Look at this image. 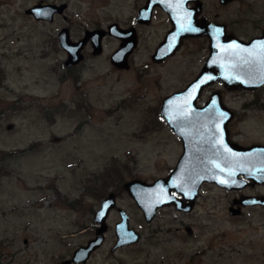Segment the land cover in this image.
Here are the masks:
<instances>
[{"label": "rangeland", "instance_id": "374dc122", "mask_svg": "<svg viewBox=\"0 0 264 264\" xmlns=\"http://www.w3.org/2000/svg\"><path fill=\"white\" fill-rule=\"evenodd\" d=\"M29 1L0 0V256H39V264L52 263L49 256H70L94 235V213L112 190L141 237L111 252L120 218L112 209L105 239L86 264H264V212L231 215V193L224 188L203 184L191 211L164 205L146 221L123 187L131 178L153 181L174 167L178 144L167 133L160 106L199 72L205 57L199 40H186L174 54L154 61L151 54L167 26L164 15V22L156 18L138 29L129 68L112 65L115 44L109 39L70 75L42 58L51 26L31 27L22 17L21 4ZM78 5L90 21L99 19L98 0ZM212 13L251 35L264 25V0H231ZM23 50L36 58L28 62ZM214 90L264 97V85L227 89L212 83L202 93ZM21 97L25 104L32 97L55 103L54 123L36 106L24 111ZM228 100L242 101L232 94ZM243 112L242 137L264 141V116ZM32 140L39 143L30 145Z\"/></svg>", "mask_w": 264, "mask_h": 264}, {"label": "water", "instance_id": "95a60500", "mask_svg": "<svg viewBox=\"0 0 264 264\" xmlns=\"http://www.w3.org/2000/svg\"><path fill=\"white\" fill-rule=\"evenodd\" d=\"M226 2L229 0H221ZM160 0H148L149 7ZM162 5L169 11L171 28L155 47L151 54L154 61H163L166 57L174 54L180 47L185 36L198 33L190 26L181 25L182 17L174 6L177 0H164ZM37 17H51L53 12L52 4H36L32 8ZM214 24V23H213ZM111 33H117L122 37V42L110 56L112 64L119 68H128V56L137 44L136 33L133 28L123 29L113 23L109 26ZM210 38L209 53L200 71L181 89L168 93L162 98L160 113L168 123L178 132L177 119L181 116H200L201 110L209 107H197L195 105L196 96L202 89L216 80H221L227 89L246 88L255 89L264 84V29L261 34L249 40L232 35V40L224 44L220 43V35L215 31L214 26L205 30ZM101 29L88 30L84 38L79 42H70L61 34V42L68 50L67 65L74 64L82 58L80 46L90 38L92 40L93 53L102 51ZM216 98L213 102H218L220 90L212 91ZM183 103L186 113H179ZM180 104V105H179ZM226 131V126L221 128V132ZM187 149V148H186ZM189 150V149H187ZM192 157L194 161H188L186 156H181L174 167L164 176H159L153 181L134 177L126 180L123 187L140 207L146 221H151L158 208L164 205H173L178 210L190 211L198 196L199 187L204 181H213L227 188H240L244 186L241 174L246 169L254 170L258 165L264 164V160L254 159V155L264 156V144H254L250 146L227 143L217 147H207L203 152L195 150ZM249 175L255 181H263L264 176L257 178L252 173ZM226 181L221 183L220 181ZM236 202L264 203V196L245 195L232 199L229 212L239 213V208L233 207ZM116 206V194L110 190L101 200V203L94 214L96 222L95 233L85 243L78 245L70 258H65L57 264H70L71 262H84L91 255V252L100 247L105 238L108 228L107 217L109 211ZM119 220L115 223L116 239L110 248L113 252L116 248L137 242L141 234L130 225L127 211L118 207ZM191 232L192 228L187 227Z\"/></svg>", "mask_w": 264, "mask_h": 264}, {"label": "flooded vegetation", "instance_id": "af4514ba", "mask_svg": "<svg viewBox=\"0 0 264 264\" xmlns=\"http://www.w3.org/2000/svg\"><path fill=\"white\" fill-rule=\"evenodd\" d=\"M74 1L75 0H30L28 3H22L20 8L22 17L29 20V22L32 24L31 27H33L35 24H45L51 26V28L43 38V44L47 50L43 51L42 58H51L47 62V66H49L51 69L56 70L57 68H61L70 75L83 67L85 61L90 56V53L92 55H96V53H93L92 40L88 38L80 46V53L82 54V58L74 64L67 65L66 61L68 59L69 53L61 42V34L71 43H79L84 38L88 30L101 29L104 32L102 36V50L105 41L113 39L115 44L112 50L113 52L120 46L122 42V37L119 34L111 33L109 31V26L113 23L117 24L118 27H121L123 29L133 28L135 30L137 38L136 46L138 45L141 37L139 35L138 29H142L143 27L151 25L154 19L158 18L164 22L165 15L167 26L164 29L163 37L172 26L169 11L161 3L163 2L164 4V0H160V2L155 3L151 7L148 6V0H98L99 19L95 21H90L88 17H86V15L83 13L84 11L81 8V5H78L80 0L76 2ZM230 1L231 0L222 2L221 0H218V4L214 0H177V5L174 6V9H176L182 17L181 25L193 27L198 32L196 34L185 36L182 40L181 46L186 40H199L197 46L201 48L205 53V57L200 66V69L204 65L210 50V38L205 31L208 29V27H215V31L220 35L219 40L221 44L226 43L228 39L232 40V35L243 40H249L256 35L261 34L264 29L263 25L261 26V28L259 27L260 29L255 34L248 35V33H241L239 32L240 30L238 31L233 28V21H231L230 23L227 19H220L216 16V14L212 13V9L214 7L216 9V6L218 5L226 6ZM38 3L53 5V12L51 14V17H37L33 13L32 8ZM218 29L219 31H217ZM27 36L29 35L27 34ZM32 37L33 36L31 35L30 40ZM24 48H26V46H24ZM25 52L26 50L22 51V56L24 58H28V62H30L31 59L36 58V56H33L31 51L29 56H26V54H24ZM130 54L128 56V61ZM112 65L117 69H124L119 68L114 64ZM213 83L224 85L223 81L221 80H216ZM231 94L233 97L242 99V101L238 102V104L230 102L228 100V95ZM231 94L220 92V94L217 95V97H220V100L218 102H213L212 100L213 98H216V95H214L212 92H200L196 96L197 98L195 101V105L197 107L203 108L209 107V109L201 110L200 116L198 117L194 115L179 117L177 119V122L179 124V129L182 132L176 131L166 120L165 127L167 128V133L173 139H175L178 144L176 162L181 156H186V159L188 161H194L196 158L192 156L194 155V153L196 154L195 150H200L201 152H203L207 147H217L218 145L221 146L227 143L242 146L264 144V141L259 139H244L242 137L243 131L239 127V125L243 123L242 121L246 120L247 118L246 113L243 112L245 109L254 111L255 113H257L256 116H264V97L257 93H252L251 96L250 94L246 93ZM18 100L20 102V107L24 111L29 110V107L36 106L38 107L37 111H40V114H42V116L52 120L51 124L54 123V113L56 111L55 103L53 104L51 101L41 103L40 100L35 97L30 98L29 104H25L26 99L24 97L18 98ZM181 104L182 107L178 111L180 114H184L188 110L183 109L184 105L183 103ZM222 113L226 114V116L222 115ZM224 126H226V131L222 133L221 128ZM36 141L39 140H32L29 142V144L33 145V143H39ZM186 148L189 150H187ZM253 157L256 160H264V156L254 155ZM249 173H252L257 178L263 177L264 164L258 165L256 168H254V170L251 171L250 169H246L245 173L243 172L241 174V177L244 181V186L240 188H227L213 181H204L201 183V185L212 183L218 185L221 188H224L227 192H230L231 195H229L227 200L229 203V211L230 202L232 199L240 198L241 196L245 195L264 196V180L255 181V179L252 178ZM118 207L120 206L116 205L112 209H116L118 211ZM233 207L239 208V213L231 214L229 212L233 216H247V212L249 210H253L256 208L264 212V203L261 202L247 204L236 202ZM96 225L97 224L95 223L94 233ZM189 233H192V231ZM24 242H27V238H24ZM71 254L72 252L70 253V256H60L57 259H55L57 256H49L50 258L54 259L50 264H57L59 261L65 258H70ZM90 257L91 256H89L84 262H71L70 264H86ZM39 260V256H22V258L21 256H0V264H39Z\"/></svg>", "mask_w": 264, "mask_h": 264}, {"label": "snow or ice", "instance_id": "6c2138e0", "mask_svg": "<svg viewBox=\"0 0 264 264\" xmlns=\"http://www.w3.org/2000/svg\"><path fill=\"white\" fill-rule=\"evenodd\" d=\"M191 30H193V31H194L195 29H191ZM217 31H219V29H218ZM222 115H225V116H226V114H223V113H222ZM220 182H221V183H226V181H223V180H222V181H220Z\"/></svg>", "mask_w": 264, "mask_h": 264}]
</instances>
